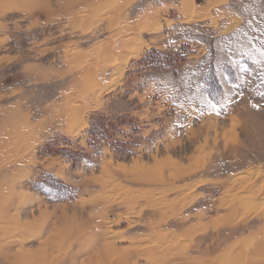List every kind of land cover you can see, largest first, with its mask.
Wrapping results in <instances>:
<instances>
[{"label":"rangeland","instance_id":"rangeland-1","mask_svg":"<svg viewBox=\"0 0 264 264\" xmlns=\"http://www.w3.org/2000/svg\"><path fill=\"white\" fill-rule=\"evenodd\" d=\"M0 264H264V0H0Z\"/></svg>","mask_w":264,"mask_h":264},{"label":"bare ground","instance_id":"bare-ground-1","mask_svg":"<svg viewBox=\"0 0 264 264\" xmlns=\"http://www.w3.org/2000/svg\"><path fill=\"white\" fill-rule=\"evenodd\" d=\"M188 1V0H187ZM125 49H128V53L130 54V55H134V56H136L137 54H138V52H139V50H137V49H134L133 47L131 48V46L129 47V45L126 43L125 44ZM129 47V48H128ZM107 49H108V47H106L104 50L105 51H107ZM72 116H74V115H72ZM76 116V115H75ZM69 119H70V117H69ZM71 121L73 120L72 118L70 119ZM74 121H72V123H73ZM85 123V125H86V122H84ZM80 124H82V122L80 123Z\"/></svg>","mask_w":264,"mask_h":264}]
</instances>
